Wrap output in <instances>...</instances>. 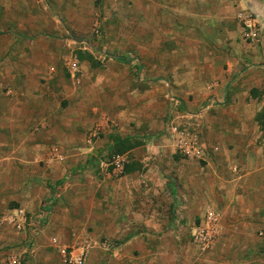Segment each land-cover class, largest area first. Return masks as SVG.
Returning <instances> with one entry per match:
<instances>
[{
	"label": "crops",
	"instance_id": "crops-1",
	"mask_svg": "<svg viewBox=\"0 0 264 264\" xmlns=\"http://www.w3.org/2000/svg\"><path fill=\"white\" fill-rule=\"evenodd\" d=\"M193 3L203 11L196 12L197 29L214 44L207 55L218 54L211 63V80L201 88L212 102L224 106L225 119L238 125L204 163L175 158L167 141L127 148L131 139L127 137L132 135L115 131L89 143L83 113L72 118L39 117L30 90L18 93L15 100L20 102L13 98L0 102L11 112L9 118L0 114V204L13 201L25 209L29 231H55L61 247L85 245L88 251L105 246L102 239L93 245L82 240L86 231L106 241L122 239L105 263L101 256H89L85 264H146L147 246L193 245L183 233L193 235L207 213L219 217L208 257L264 242L253 235L264 233V134L253 121L261 108L254 104L260 98L250 94L264 84L258 77L264 75V25L260 42L246 43L236 18L240 6L264 14V0ZM196 52L203 56V49ZM254 63L261 66L250 65ZM181 103L187 105L185 100ZM23 110H30L29 116H19ZM118 147H123L128 161L126 172L115 177L104 162ZM39 237L42 240L43 235ZM58 263L67 264L60 254Z\"/></svg>",
	"mask_w": 264,
	"mask_h": 264
},
{
	"label": "rangeland",
	"instance_id": "rangeland-1",
	"mask_svg": "<svg viewBox=\"0 0 264 264\" xmlns=\"http://www.w3.org/2000/svg\"><path fill=\"white\" fill-rule=\"evenodd\" d=\"M193 2L0 0V102L2 98L20 102L15 100L18 93L30 90L28 96L34 97L32 106L38 109L39 117L72 118L83 113L89 143L107 131H115L116 135H132L127 137L131 138L127 148L167 141L175 150V158L204 163L238 125L226 120L224 106L212 102L201 88L209 83L211 63L218 54L207 55L214 44L197 29L196 15L201 9ZM197 49H203V56ZM115 57H125L129 62ZM258 77L264 83V75L259 73ZM250 94L260 98L254 104L261 108L253 121L264 134V84L251 89ZM183 100L187 105L181 103ZM7 105L1 104L0 114L9 118ZM29 111L23 110L19 116H29ZM188 142L203 150L202 158L186 156L176 146ZM121 148L105 157L104 164L113 176L115 156L123 159L120 176L126 172L128 158ZM16 208L13 201L0 204V264H6L10 255L18 256L20 264H59V248L51 245L55 231L40 234L27 226L18 232L9 224H1ZM195 223L198 226L200 222ZM192 233H183V237L186 234L193 245L176 249L147 246L146 264H264V242L225 249L226 255L210 258L207 255L212 247L200 251ZM39 235H43L42 240ZM253 235L264 239L263 232ZM81 236L92 245L97 239L105 241L101 249L97 245L86 254V258L101 256L104 263L122 240L106 241L91 231ZM163 240L170 239L166 236ZM156 251L160 253L153 259Z\"/></svg>",
	"mask_w": 264,
	"mask_h": 264
},
{
	"label": "built area",
	"instance_id": "built-area-1",
	"mask_svg": "<svg viewBox=\"0 0 264 264\" xmlns=\"http://www.w3.org/2000/svg\"><path fill=\"white\" fill-rule=\"evenodd\" d=\"M237 21L240 23L241 38L244 41L256 44L261 40V30L264 25V14L259 15L251 9L240 6L236 15ZM176 146L186 155L193 156L197 159L203 157V150L195 143L188 142L186 144L177 143ZM123 159L119 156L113 157L112 166L113 174L120 176L123 171ZM218 215L215 213H207L201 227L192 235L193 243L197 245L198 249L206 252L210 249L213 241L216 238V230L218 223ZM6 222V223H5ZM1 224H9L16 231L23 232L30 224L29 216L25 209L16 208L11 211L3 220ZM51 245L59 248V254L64 263L67 264H85L87 249L86 247L69 248L61 247L57 238L51 239ZM68 249H70L68 251ZM6 264H20V259L16 255H10L7 258Z\"/></svg>",
	"mask_w": 264,
	"mask_h": 264
},
{
	"label": "trees",
	"instance_id": "trees-1",
	"mask_svg": "<svg viewBox=\"0 0 264 264\" xmlns=\"http://www.w3.org/2000/svg\"><path fill=\"white\" fill-rule=\"evenodd\" d=\"M117 60H120V61H122V62H125V63H128L129 62V60H127V58H125V57H115Z\"/></svg>",
	"mask_w": 264,
	"mask_h": 264
}]
</instances>
